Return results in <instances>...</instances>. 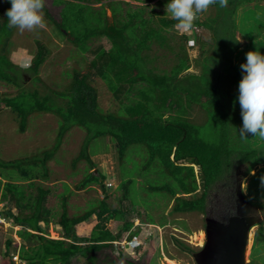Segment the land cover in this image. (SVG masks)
<instances>
[{
  "label": "trees",
  "instance_id": "1",
  "mask_svg": "<svg viewBox=\"0 0 264 264\" xmlns=\"http://www.w3.org/2000/svg\"><path fill=\"white\" fill-rule=\"evenodd\" d=\"M100 1L57 0L65 4L61 21L55 22L61 36L82 51L88 50L87 42L91 38L101 36L108 39L110 47L90 50L93 58L85 69L73 70L65 89H50L45 94L37 89H25L22 81L25 79L24 71L35 76L38 74L50 51L43 43L38 42V51L28 69L22 70L16 66L7 55L13 28L7 26L4 13L11 5L6 2L3 8L0 7V81L18 88L15 95L0 94V104L4 103L16 113L21 132L25 131L29 116L33 113H51L59 117L56 141L52 148L43 152L42 157L35 155L32 158L7 161L0 158V169L16 170L25 178H35L39 174L47 177L46 162L58 151L65 134L73 126H79L86 131V136L80 152L73 160L74 164L85 160L89 168H95L96 164L90 158L89 146L100 137L110 136L121 161L125 159L131 146L139 145L144 151L140 168L150 171L154 167L163 176L168 175L173 179L172 185L164 181L151 187L153 191H167L169 196L174 197L173 212L204 213L208 190L230 173L236 164H245L247 174L262 165L258 173L251 175L253 185L258 188L257 193L251 191L250 197L264 195V138L239 135L237 125L242 117L240 107L234 108L232 98V83L237 79L232 55L241 46L234 35L237 28L235 9L241 5L242 11L246 13L247 24L250 20L256 22L254 7L257 5L251 3L258 0H226L223 6L221 0H216L214 5L218 13L214 17L202 23L195 19V24H203L213 31L217 44L213 54L206 58L200 73H186L183 76L181 74L189 68L185 52L169 71L161 73L157 71V65L150 55L152 43L163 47L167 40L163 29L176 23L173 18H157L156 23L159 22L160 27L156 28L154 19L151 16L145 17L143 9L139 8L134 11L127 9L125 18L121 20L116 15L121 10L118 8L119 4L111 3L114 19L109 21L103 8L99 10L91 5ZM68 10L74 14L72 19L68 18ZM87 12L90 13L89 19L94 18L95 24H89L86 20L84 15ZM254 25L263 24L258 22ZM251 27L247 25V28H239L253 38ZM260 36L256 34L257 39L260 37L257 44H253V41L247 44V52L249 47L264 54V33H260ZM190 37L194 38V31L191 35L183 33L181 36L185 41H189ZM214 65H222L223 71L217 70ZM92 71L100 75L117 95L121 104L119 111L114 113L100 110L98 90L89 79ZM190 107L205 111L206 119L203 123L190 120L187 112ZM167 112L171 116H165ZM184 160L200 167L204 191L198 197L176 196L178 191L196 195L198 190L193 166L178 164ZM37 163L41 164L43 170L40 173L36 168ZM105 179L106 176L97 169L95 173H87L78 188L101 183ZM133 182L134 179L129 178L121 184L122 208L111 207L101 200L95 208L70 217L64 199L58 220L62 239L49 238L40 225V222L48 224L50 221V209L45 205L47 189L38 188V194L31 196L25 193L23 186L5 183L2 198L6 201L7 208L0 215L11 218L16 225L22 227L19 231L22 243L18 254L22 262L19 264H70L77 257L86 258V264H94V257L89 253L112 245V241H118L123 232H128L133 227L134 217L140 215L130 196ZM103 190L105 191V187ZM13 206L18 208V213L12 212ZM25 210L28 213H24ZM92 214L97 216L99 223L90 237L79 236L75 226L86 221ZM109 219L122 221L117 233L104 228V223ZM133 237L134 233L130 232L128 238ZM26 241L30 243L27 247ZM11 247L12 239L9 238L6 241V259L11 258ZM261 247V244L255 243L254 251L257 252ZM136 248L138 252L140 247ZM251 264H264V259Z\"/></svg>",
  "mask_w": 264,
  "mask_h": 264
},
{
  "label": "rangeland",
  "instance_id": "2",
  "mask_svg": "<svg viewBox=\"0 0 264 264\" xmlns=\"http://www.w3.org/2000/svg\"><path fill=\"white\" fill-rule=\"evenodd\" d=\"M7 0H0V7L3 8ZM44 7L41 10L43 27L37 26L32 30L23 31L13 28L7 46V55L10 60L18 67L28 69L38 51L37 43L41 42L50 51L44 63L40 66L38 74H31L24 71L25 78L22 86L27 90L37 89L41 94L47 93L50 89H65L71 78L74 69L83 70L87 67L91 58L90 50L103 47L109 49L110 43L105 37L91 38L87 42V51H82L77 45L68 41L59 34V29L55 22L62 19L64 3L57 0H43ZM111 3H118L120 12L116 15L122 20L125 18L127 9L131 11L143 9V15L154 19L155 27L159 28L157 18L165 17L171 19V15L166 13V0H101L93 2L91 5L95 9L103 8L109 21H113L114 14ZM254 7L256 22L250 20L247 24V17L239 5L235 9V21L237 28L234 30L235 37L240 41L241 46L232 55V65L235 68L237 79L232 83V98L234 108H239L237 100L239 91L238 84L242 78L243 71L241 65L246 61V47L251 41L257 44L260 40V33H264V0L252 2ZM232 9V7H229ZM218 13L217 7L212 4L209 8L197 15L196 21L201 23L208 21ZM73 12L68 10V18L72 19ZM89 24L96 21L89 19L90 13L84 15ZM245 18L246 20H242ZM220 19V18H219ZM195 21V20H194ZM245 23H244V22ZM263 25L256 26V23ZM177 23V22H176ZM175 23V24H176ZM174 24V25H175ZM172 27H166L165 34L167 40L163 47L152 43L150 55L157 65V71H169L177 63L179 56L186 53L189 68L181 74H198L205 63L206 58L213 54V49L217 44L213 31L203 24H193L189 31H183ZM251 27L253 38L240 31L241 27ZM194 31V38L185 41L181 38L182 34L191 35ZM259 34V39L256 38ZM86 49V48H85ZM249 51H255L248 47ZM219 71L222 65H214ZM28 72V73H27ZM90 83L98 90L99 108L103 112H117L121 108L120 100L109 88L107 82L95 71H92ZM18 88L12 84L0 81V94L15 95ZM121 96V95H119ZM59 101V100H58ZM188 117L195 123H203L206 119L205 111L198 107L188 108ZM171 116V113H165ZM242 127V120L237 125V129ZM59 129V117L51 113H33L29 116L28 123L24 132L19 130V119L9 107L4 103L0 104V158L2 160H14L19 158H32L33 156L42 157L43 152L52 148L56 141ZM86 136V131L73 126L62 139V143L54 156L46 162L47 177L42 174L37 177L25 178L16 170L0 169V212L7 208L6 201L2 198L4 185L7 182L23 186L27 195L36 196L38 188L47 189L45 205L50 209V221L48 224L40 222L45 234L52 239H62V231L58 220L62 212V201L66 200L68 215L76 217L82 215L87 210L99 205V201L104 200L114 208H122L121 184L129 178L134 179L131 185V199L139 210L140 215L134 217V225L128 232H123L118 241L112 245L104 247L98 251L89 253L94 257V264H198L195 255L205 246L207 240L208 222H226L228 217H240L239 207L247 205L250 210L246 216L255 221L253 224L247 250L245 252V264L251 262H261L264 259V195L256 194L250 197L251 191L257 193L258 186H254L251 175L258 173L262 165H258L249 174L245 173V164H236L231 172L226 174L219 182L214 184L207 193V205L204 213L187 212L176 213L172 208L174 197L167 194V191H153V185H160L164 181L174 184L173 179L168 175L163 176L158 169L143 171L144 151L139 145L131 146L125 159L121 161L117 156L114 141L110 136L100 137L93 140L89 146L90 158L95 162V168H89L85 160L73 163V160L81 150ZM137 153V154H136ZM146 159V157L144 158ZM178 164L193 166L198 185L197 194H182L180 191L176 196L198 197L204 191V184L200 167L189 163L188 160L179 161ZM26 166V165H25ZM38 173L41 172V164L37 163ZM99 170L106 176L101 183H94L85 188H78V185L89 172ZM43 171V170H42ZM129 172L131 174H129ZM105 187V191L103 190ZM255 190V191H254ZM133 195V197H132ZM107 196V197H106ZM244 200V201H241ZM123 201V200H122ZM241 204V205H240ZM13 213H18L16 206L12 207ZM24 213H28L25 210ZM23 214V213H22ZM209 219V221H207ZM215 220V221H214ZM99 223L97 216L92 214L86 221L75 226L76 233L81 237H90L96 225ZM247 223V220H246ZM122 226L121 220L109 219L104 223V228L113 233H117ZM239 226V225H237ZM22 227L16 225L11 218L0 215V264H19V247L21 237L19 231ZM224 230L222 226H215L212 232L218 233ZM134 233L132 239L128 238ZM211 237V236H210ZM12 239L10 259H6V241ZM212 238V237H211ZM255 243L261 244V249L254 251ZM30 243L26 241V247ZM140 247L137 252L136 247ZM188 248V250L186 249ZM254 258V259H253ZM87 260L77 257L70 264H86ZM61 264V263H52Z\"/></svg>",
  "mask_w": 264,
  "mask_h": 264
},
{
  "label": "clouds",
  "instance_id": "3",
  "mask_svg": "<svg viewBox=\"0 0 264 264\" xmlns=\"http://www.w3.org/2000/svg\"><path fill=\"white\" fill-rule=\"evenodd\" d=\"M215 2L216 0H167L165 7L166 13L177 22L174 27L189 31L197 15L206 11ZM225 2L226 0H221V5L223 6ZM7 3L11 7L4 15L9 28L23 31L32 30L37 26L43 27L40 14L44 7L43 0H7ZM241 69L243 75L238 84L237 100L240 105L242 127L238 132L241 137L264 138V54L259 50L248 51Z\"/></svg>",
  "mask_w": 264,
  "mask_h": 264
},
{
  "label": "water",
  "instance_id": "4",
  "mask_svg": "<svg viewBox=\"0 0 264 264\" xmlns=\"http://www.w3.org/2000/svg\"><path fill=\"white\" fill-rule=\"evenodd\" d=\"M244 201V200H241ZM245 202V201H244ZM241 205V204H240ZM250 208L247 205L239 207L241 216H245ZM228 217L226 222H208L207 240L204 248L195 255L198 264H245V252L250 230L255 223L253 217ZM247 220V223H246ZM209 221V219H207ZM215 221V220H214ZM239 225V226H237ZM215 226H222L218 237L212 232ZM212 238H211V237Z\"/></svg>",
  "mask_w": 264,
  "mask_h": 264
}]
</instances>
